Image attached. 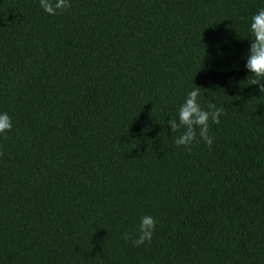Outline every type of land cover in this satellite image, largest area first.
Here are the masks:
<instances>
[{
  "label": "trees",
  "instance_id": "trees-1",
  "mask_svg": "<svg viewBox=\"0 0 264 264\" xmlns=\"http://www.w3.org/2000/svg\"><path fill=\"white\" fill-rule=\"evenodd\" d=\"M70 3L0 0V264H264V94L245 67L264 0ZM196 87L224 112L189 152L167 121Z\"/></svg>",
  "mask_w": 264,
  "mask_h": 264
},
{
  "label": "clouds",
  "instance_id": "clouds-1",
  "mask_svg": "<svg viewBox=\"0 0 264 264\" xmlns=\"http://www.w3.org/2000/svg\"><path fill=\"white\" fill-rule=\"evenodd\" d=\"M40 7L49 15H57L71 8L70 0H40ZM250 47L246 58V69L251 73L253 79L250 85H259V91L264 94V8H260L251 18L250 27ZM200 87L189 91L185 101L180 105L177 117L169 119L167 124L171 126L172 134L183 131L174 139V144L179 148L183 147L191 152V146L201 141L209 148L213 144V137L209 134V121L213 124L220 123V116L224 109L217 107L215 103L208 105L209 110H204L198 102ZM13 123L11 117L6 113H0V134L12 130ZM3 153L0 152V156ZM156 220L150 215L140 218L137 233L125 232L122 238L130 242L134 247H140L146 243H151Z\"/></svg>",
  "mask_w": 264,
  "mask_h": 264
}]
</instances>
